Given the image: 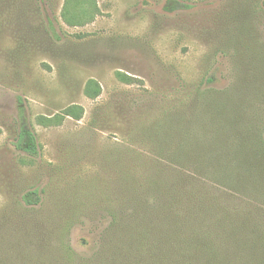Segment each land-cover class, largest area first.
<instances>
[{
    "label": "rangeland",
    "instance_id": "obj_1",
    "mask_svg": "<svg viewBox=\"0 0 264 264\" xmlns=\"http://www.w3.org/2000/svg\"><path fill=\"white\" fill-rule=\"evenodd\" d=\"M238 108L264 139L263 0H0V264L143 256L125 209L156 162L213 177L235 144L218 115ZM248 195L264 205V184Z\"/></svg>",
    "mask_w": 264,
    "mask_h": 264
},
{
    "label": "trees",
    "instance_id": "obj_2",
    "mask_svg": "<svg viewBox=\"0 0 264 264\" xmlns=\"http://www.w3.org/2000/svg\"><path fill=\"white\" fill-rule=\"evenodd\" d=\"M187 6L174 1L167 8ZM227 111L218 119L228 127L221 126L222 131L233 133L235 144L211 152L213 169L207 174L213 177L195 163L191 169L182 162L155 163L144 204L124 211L129 223L123 225V240L145 242V254L131 262L125 255L122 264H264V217L256 215L264 213V205L248 195L264 184V139L254 140L251 131L241 129L246 122L239 108ZM202 137L219 139V130ZM18 142L20 149L38 154L36 136L26 121ZM200 191L207 198L200 199ZM34 193L24 199L30 202L27 198ZM176 203L187 207L182 211Z\"/></svg>",
    "mask_w": 264,
    "mask_h": 264
}]
</instances>
